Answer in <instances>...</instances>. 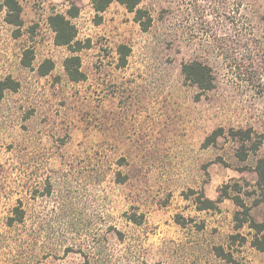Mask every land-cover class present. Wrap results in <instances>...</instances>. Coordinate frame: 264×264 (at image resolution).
Listing matches in <instances>:
<instances>
[{"label": "rangeland", "instance_id": "374dc122", "mask_svg": "<svg viewBox=\"0 0 264 264\" xmlns=\"http://www.w3.org/2000/svg\"><path fill=\"white\" fill-rule=\"evenodd\" d=\"M19 2L17 29L0 0V81L18 85L0 99V264H264L235 202L264 225V145L241 161L231 133L264 131V0H143L147 31L116 1L101 24L91 0ZM73 8L80 82L49 25ZM193 61L212 90L185 79Z\"/></svg>", "mask_w": 264, "mask_h": 264}, {"label": "trees", "instance_id": "16d2710c", "mask_svg": "<svg viewBox=\"0 0 264 264\" xmlns=\"http://www.w3.org/2000/svg\"><path fill=\"white\" fill-rule=\"evenodd\" d=\"M115 1L125 6L130 13L135 14V22L139 23L144 31H147L150 28L152 22L151 17L147 15L146 11L138 8L143 0H91L93 9L96 13L97 24H101L103 19L102 14ZM2 8L6 10L7 23L16 27L17 29H20L24 22L22 19L23 9L19 0H3ZM78 13L79 10L73 8L69 9L66 14L55 13L49 18V25L52 31L55 33V44L57 46L67 47L73 54L71 57L67 58L64 63L65 71L69 79L73 82H80L85 79V75L81 71V59L75 54L89 47V45H84L77 39V30L71 22V18L76 17ZM124 48L125 47H121L120 54L125 63L126 52H123ZM48 62L52 67L53 63L51 61ZM24 64L28 66L30 64V60H25ZM42 68L43 67H41V69ZM48 71L49 69L41 70L40 74L46 75ZM182 73L187 81L197 86L202 92L210 91L214 88L212 69L202 62L193 61L184 64ZM17 88L18 85L11 78H6L5 80L0 81V99L3 96V91L5 89H11L14 91ZM219 132L221 131H214L208 137L207 143L205 144L208 145L215 143L217 138L220 136ZM231 133L240 144V148L238 149L236 156L241 161H246L250 153L257 155L264 145V131L255 129L254 127L250 126L245 129H240L236 132L231 131ZM254 172L257 174V182L255 186L259 190L264 191V155L257 159ZM227 189L228 187H224L220 197L216 201H212L208 198L202 200L201 198L204 197L203 195L202 197H199L197 199V202L199 203L198 210H218V204L223 199L229 198ZM235 202L239 207L243 208V211L245 212V219L236 217V221L240 224L249 223V226L256 231L252 246L257 250L264 252V225L257 224L251 220L249 216V208L240 199L237 198ZM143 218L144 217L142 215L140 219L136 221V223L141 225L143 223ZM216 255L221 258H226L223 248H217Z\"/></svg>", "mask_w": 264, "mask_h": 264}]
</instances>
